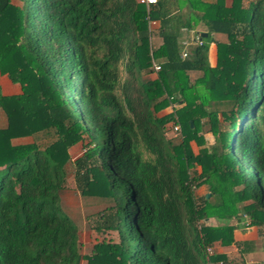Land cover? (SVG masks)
<instances>
[{"label": "trees", "instance_id": "1", "mask_svg": "<svg viewBox=\"0 0 264 264\" xmlns=\"http://www.w3.org/2000/svg\"><path fill=\"white\" fill-rule=\"evenodd\" d=\"M243 1L0 0V73L24 95L0 93V264H227L216 241L264 264V0ZM203 128L216 144L194 155ZM78 141L76 187L103 198L94 229L117 236L86 255L60 196ZM203 183L214 202H197ZM245 219L257 250L234 240Z\"/></svg>", "mask_w": 264, "mask_h": 264}, {"label": "rangeland", "instance_id": "2", "mask_svg": "<svg viewBox=\"0 0 264 264\" xmlns=\"http://www.w3.org/2000/svg\"><path fill=\"white\" fill-rule=\"evenodd\" d=\"M247 0H244L242 3L245 6ZM157 23H151L150 27H156ZM200 31L204 29L203 26L196 27ZM215 40L225 41V37L221 34H216L213 37ZM150 43L152 47H157L161 44V39L158 37L156 32H153ZM196 39L194 38V31H181L180 36V47L182 48L181 52H187L188 48H193L195 46ZM216 52L215 44L211 43V47L208 51V56L210 59V64L213 66L215 64V55ZM188 53V52H187ZM190 79L193 80L195 76H198L196 72H188ZM123 76V75H122ZM147 78L155 77V72L149 75H144ZM183 103H175L170 105L160 112L159 115H163L172 111L175 107L182 106ZM174 106V107H173ZM218 117L220 120H223L220 112L218 113ZM178 126V125H177ZM200 137L199 140L192 139L190 141V147L192 153L198 154L202 149H210V147L215 143V137L212 132L206 131V128L200 129L197 133ZM168 137H172L173 143H177L180 140L179 132H172L171 130L167 133ZM31 138H20L16 139L15 142H30ZM70 159L65 165L66 170V182L65 186L62 189L60 196H61V206L63 210L70 216V218L76 223L78 226V241H79V252L81 255H86L91 252L93 244L97 242H107V241H115L117 239L115 231H97L94 229V225L96 224L98 213L101 212V209L106 207V202L103 198L99 196H81L79 193L78 188L76 187L74 181V163L73 160L80 156L83 153V143L82 141H78L76 144L72 145L69 148ZM192 173H199L201 171L200 165H194V167L190 170ZM212 185L216 184L215 177L212 178ZM210 183H203L199 187L195 189L197 202H200L199 198L204 194L207 195L209 201L214 202L215 196H213L210 192L212 191ZM239 188V187H238ZM230 222V220H218L214 219L213 217L207 218L202 221L203 225H218L219 223ZM234 222V221H233ZM247 219L241 224L237 225V228L233 231L234 240L241 244L244 240H252L255 241L257 246L256 250L259 246V232L256 227L254 226H246L245 223ZM215 250L221 254L226 255L227 264H240L244 262L245 264H258L261 263V256L262 251H254L252 253H241L238 244L230 243L229 245H222L221 242L216 241L214 243ZM80 264H86L84 258L81 259Z\"/></svg>", "mask_w": 264, "mask_h": 264}, {"label": "crops", "instance_id": "3", "mask_svg": "<svg viewBox=\"0 0 264 264\" xmlns=\"http://www.w3.org/2000/svg\"><path fill=\"white\" fill-rule=\"evenodd\" d=\"M208 1H211V0H208ZM230 2L231 0H224L225 5L227 6L230 4ZM210 47H211V44L209 48ZM214 55L216 57V52L214 53ZM0 93L4 96H14L19 99H21V97H24L19 83L12 82L6 74H1V73H0ZM4 123H5V116L3 114V111L0 110V125H4ZM213 249H215V247Z\"/></svg>", "mask_w": 264, "mask_h": 264}, {"label": "built area", "instance_id": "4", "mask_svg": "<svg viewBox=\"0 0 264 264\" xmlns=\"http://www.w3.org/2000/svg\"><path fill=\"white\" fill-rule=\"evenodd\" d=\"M140 2H143L146 5H149L151 3H155L156 0H140ZM153 67H154L155 70H158V68H159V66L157 64H155L154 62H153ZM178 128H179V126H177V125L174 126V130H178ZM207 251H208V253L211 254V253H213V248H208Z\"/></svg>", "mask_w": 264, "mask_h": 264}, {"label": "water", "instance_id": "5", "mask_svg": "<svg viewBox=\"0 0 264 264\" xmlns=\"http://www.w3.org/2000/svg\"><path fill=\"white\" fill-rule=\"evenodd\" d=\"M202 35H205V33H202ZM206 197H207V195H206Z\"/></svg>", "mask_w": 264, "mask_h": 264}]
</instances>
